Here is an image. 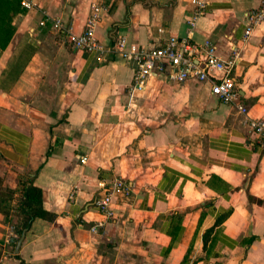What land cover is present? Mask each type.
<instances>
[{"label":"crops","instance_id":"obj_1","mask_svg":"<svg viewBox=\"0 0 264 264\" xmlns=\"http://www.w3.org/2000/svg\"><path fill=\"white\" fill-rule=\"evenodd\" d=\"M199 1L193 41L222 60L237 51L245 114L207 82L154 75L130 92L132 61L68 42L96 5L101 44L122 35L151 49L158 29L186 35L191 0H19L0 49V161L18 183L34 177L51 218L34 219L16 250L0 205V264H264V137L247 124L264 119V22L243 37L244 14L262 0ZM117 178L130 192L106 219L97 183Z\"/></svg>","mask_w":264,"mask_h":264},{"label":"built area","instance_id":"obj_2","mask_svg":"<svg viewBox=\"0 0 264 264\" xmlns=\"http://www.w3.org/2000/svg\"><path fill=\"white\" fill-rule=\"evenodd\" d=\"M191 3L195 8L186 20L188 28L186 35L184 37L164 35L163 30L158 29V33L163 37L151 49L128 43L122 35L118 36L110 46L101 44L94 34L95 26L100 18V8L96 5L91 6L83 30L78 34L70 33L68 42L75 50L91 54L97 60H101L106 53H111L132 61L134 68L129 86L130 92L143 90L147 79L154 75H164L172 83H183L189 80L207 82L212 95L222 103L233 104L240 113L245 114L247 110L238 103L236 85L231 76L238 53L233 50L228 59L222 60L216 55V48L210 41L205 40L200 45L193 41L196 20L205 14L206 4L199 0H191ZM21 5L26 9L32 7L25 1L21 2ZM263 22L264 0L257 8L244 14V39H247ZM40 25H44V21L40 22ZM53 26L59 28L60 21L56 20ZM247 124L255 135L264 137V119H249ZM80 161L83 163L85 158H81ZM97 187L101 195L94 200L93 206L106 219H112L114 216L111 207L113 198L117 195L128 196L130 189L120 178L111 182L100 180ZM101 226L103 222L98 221L89 230L94 233Z\"/></svg>","mask_w":264,"mask_h":264},{"label":"trees","instance_id":"obj_3","mask_svg":"<svg viewBox=\"0 0 264 264\" xmlns=\"http://www.w3.org/2000/svg\"><path fill=\"white\" fill-rule=\"evenodd\" d=\"M18 4L19 0H0V49L5 48L13 33V27L10 25L11 13L17 10L16 5ZM33 180L34 177L28 175L19 180L21 198L14 208V213L18 218L14 226L15 241H18L21 233L30 227L34 219L51 218V215L42 208L41 190L34 185ZM10 201L11 198L0 191L1 206L11 208ZM4 221H8L7 216Z\"/></svg>","mask_w":264,"mask_h":264},{"label":"rangeland","instance_id":"obj_4","mask_svg":"<svg viewBox=\"0 0 264 264\" xmlns=\"http://www.w3.org/2000/svg\"><path fill=\"white\" fill-rule=\"evenodd\" d=\"M17 181L18 177L13 168L0 161V191L11 198V208L3 207V211H5L8 219L5 223H7L13 231L18 220L16 214L14 213V208L17 205L16 203L19 202L21 198L20 188L18 186L19 183Z\"/></svg>","mask_w":264,"mask_h":264},{"label":"water","instance_id":"obj_5","mask_svg":"<svg viewBox=\"0 0 264 264\" xmlns=\"http://www.w3.org/2000/svg\"><path fill=\"white\" fill-rule=\"evenodd\" d=\"M24 235H25V231H23V232L21 233V235H20V237H19V239H18V241H17V243H16V250L19 248V246H20V244H21V242H22V240H23Z\"/></svg>","mask_w":264,"mask_h":264}]
</instances>
